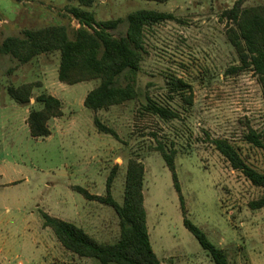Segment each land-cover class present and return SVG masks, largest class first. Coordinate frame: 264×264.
<instances>
[{
    "label": "rangeland",
    "instance_id": "obj_1",
    "mask_svg": "<svg viewBox=\"0 0 264 264\" xmlns=\"http://www.w3.org/2000/svg\"><path fill=\"white\" fill-rule=\"evenodd\" d=\"M237 0H96L81 9L95 20L125 18L138 10L173 14L144 32L145 54L136 75L140 98L108 110L83 106L99 80L72 86L58 80V53L40 55L19 64L0 54V264H99L64 250L52 231L42 227L41 213L82 228L102 244L119 238L112 208L89 202L74 191L106 195V179L117 166L111 195L119 204L127 162L144 165L143 195L151 248L160 264H213L184 228L178 193L159 153L158 142L176 150L175 173L186 218L210 243L223 250L228 264H264V208L249 203L264 196L230 168L210 141L226 140L244 162L264 175V154L244 140L249 129L264 133V99L255 75L235 72L240 63L228 44L223 11ZM247 0L243 6L262 5ZM77 0H0V44L24 30L63 25L79 28L70 9ZM126 25L111 32L125 35ZM170 77L190 90L192 104L171 93ZM122 85L126 81H121ZM39 83L27 107L7 94L9 86ZM49 94L61 102L62 116L49 120L50 136L33 139L26 124L35 98ZM146 97L169 107L178 118L169 122L140 114ZM94 118L114 130L118 139L98 133ZM154 135V136H153Z\"/></svg>",
    "mask_w": 264,
    "mask_h": 264
},
{
    "label": "trees",
    "instance_id": "obj_2",
    "mask_svg": "<svg viewBox=\"0 0 264 264\" xmlns=\"http://www.w3.org/2000/svg\"><path fill=\"white\" fill-rule=\"evenodd\" d=\"M167 2V0H146ZM247 0H237L232 8L220 15V21L226 23L225 37L233 48L240 65L232 69L235 72L251 71L257 78L264 99V3L258 6L244 7ZM78 7L70 9L72 17L78 21L79 28L71 31L63 25L48 26L37 30H24L21 36L7 37L0 44V54L10 56L19 64H27L40 55L58 53V80L72 86L78 83L99 80V85L91 90L83 101V106L93 112L108 110L113 106L124 105L140 98L136 88V75L143 61L144 32L147 28L168 22L178 21L173 14L150 10H138L125 18L96 21L94 15L81 9L90 8L96 0H77ZM126 25L123 37L114 38L111 32ZM126 81L122 85L121 81ZM171 93L181 94L183 101L191 105L190 90L181 79L170 77L167 81ZM40 87L39 83H27L18 87L9 86L8 96L17 104L27 107L32 92ZM40 108H31L26 124L33 139L50 136L49 120L62 116L61 102L49 95L40 94L35 98ZM155 116L169 122L178 118V114L169 107L153 102L146 97L140 114ZM98 133L118 139L116 132L94 118ZM154 136V135H153ZM244 140L264 154V133L249 129ZM230 168L239 172L250 184L264 190V175L247 165L238 151L226 140L210 141ZM171 143L167 150L158 142L152 149L159 153L165 166L171 173L173 187L178 193L184 228L196 239L213 264H228L226 253L209 242L205 234L186 218L183 197L175 173L176 150ZM118 167L115 166L106 179V195H90L86 190L75 187L74 191L89 202L112 208L118 219L119 238L115 244H102L74 224L50 217L42 212V227L52 231L64 250L81 259H94L99 264H160L154 254L146 225L144 208L143 181L144 165L137 159L127 162L123 201L119 205L111 195V188ZM252 211L264 208V196L249 203Z\"/></svg>",
    "mask_w": 264,
    "mask_h": 264
}]
</instances>
